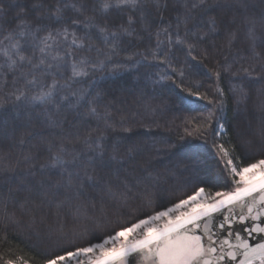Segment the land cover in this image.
I'll return each instance as SVG.
<instances>
[{"label": "trees", "instance_id": "1", "mask_svg": "<svg viewBox=\"0 0 264 264\" xmlns=\"http://www.w3.org/2000/svg\"><path fill=\"white\" fill-rule=\"evenodd\" d=\"M162 2L166 7L157 11L153 0H141L146 31L139 8L104 11V0H0L6 9L0 41L22 20L54 33L69 30L67 40L57 36L53 54L64 60L49 57L51 74L28 64L12 70L0 56V264H42L170 207L198 187L230 191L216 144L241 164L264 158V45L258 40L253 51L248 39L253 27L264 36V0ZM129 16L136 31L121 34L113 51L111 38L105 43L95 25L112 30ZM164 27L173 41L178 33L186 43L169 46L161 34L157 48L155 33ZM72 33L83 47L72 44ZM33 52L39 57L38 49L25 46V54ZM153 52L167 56L153 59ZM165 58L171 67L161 62ZM81 59L89 62L88 74L72 78L71 64ZM32 75L70 86L58 89L54 103L17 100L19 91L29 97L39 91L28 84ZM97 142L104 163L89 165ZM58 151L65 160L77 158L67 166L70 184L63 168L51 166Z\"/></svg>", "mask_w": 264, "mask_h": 264}, {"label": "snow or ice", "instance_id": "2", "mask_svg": "<svg viewBox=\"0 0 264 264\" xmlns=\"http://www.w3.org/2000/svg\"><path fill=\"white\" fill-rule=\"evenodd\" d=\"M153 3L157 11L166 7L162 0H153ZM113 6L139 8L140 20L143 22L144 29L146 31L149 29L150 25L145 19L146 4L141 3V0H114V3L113 0H104L102 8L107 11ZM73 7L76 6L73 5ZM61 13L62 9L57 7L55 10L57 19L62 18ZM0 15H6V9L2 6H0ZM87 19L90 23L94 21V17ZM73 23L77 22L73 21ZM135 23L136 20L129 16L126 24L121 23L112 30L107 25L97 24L95 27L103 35L105 43H109L111 38L110 46L114 51L121 34L127 36L134 34L136 29L133 25ZM187 23L188 19L185 18L184 24L187 25ZM210 23L211 30L215 31V17L211 18ZM249 23L254 24V21L250 20ZM262 27H264V22H262ZM41 32L45 34L40 35ZM68 34L67 27L62 32L54 33L45 31L40 25L32 27L28 21L22 20L0 41V56L5 58L8 67L12 70L20 65L28 64L32 69L43 68L45 74H51L47 71L53 67L48 63L49 57L52 61L62 62L64 60V57L58 53L53 54L55 46L59 43L57 36H62L67 40ZM161 34L165 36L169 46L173 42L178 45L186 43L178 33L173 41V34L167 27H164L155 33L157 48L164 43L160 40ZM72 36V44L83 47V42L77 44L75 33H72ZM248 39L251 41L253 51H255L258 40L261 45H264V36L258 37L254 27L249 30ZM28 44L38 49L39 57L35 56V52L32 55L25 54V46ZM193 48L194 45L188 46L189 55ZM158 55L166 57L167 53L153 52V59L158 58ZM161 62L171 67L166 58ZM88 63L87 59H81L79 63L73 60L72 78L86 76ZM180 75L183 76V72ZM216 75L219 78L220 73L217 72ZM161 79H170V77H161ZM28 84L39 87V91L29 97L24 91L18 90V95L14 93L16 99L39 104L54 103L58 89L70 86L67 81L64 85H60L55 78L50 83H43L34 75L28 80ZM184 91L198 99H207L206 96L190 89H184ZM61 99H67V97H61ZM219 106L222 107V103ZM91 111L95 113L96 110L92 108ZM219 127L223 129L222 124ZM89 147L91 148V145ZM215 147L224 161L225 169L231 180L230 191H212L211 189L206 190L205 187H198L192 194L179 199L170 207L153 211L137 222L122 227L114 234L89 243L87 246L65 249L49 255L43 259L42 264H129L130 258L136 254L155 257L159 264H264V158L245 165L233 158L230 150L223 144H216ZM95 150H98L97 156L88 158L89 165L94 166L96 159H99L101 164L104 163L103 144L97 142ZM111 160H116V156L112 155ZM76 163V157L68 161L58 151L51 166L63 168L70 184L73 173L68 172L67 166ZM257 176L260 179H256ZM85 177L89 181L94 179L87 171H85ZM218 216L221 222L217 224L214 222ZM234 224L241 226L243 234L233 229ZM6 264H13V261L9 259Z\"/></svg>", "mask_w": 264, "mask_h": 264}, {"label": "water", "instance_id": "3", "mask_svg": "<svg viewBox=\"0 0 264 264\" xmlns=\"http://www.w3.org/2000/svg\"><path fill=\"white\" fill-rule=\"evenodd\" d=\"M220 222H221V219L218 216L214 223L218 224ZM233 229L242 232L240 225L234 224ZM242 234H243V232H242ZM129 264H159V261H158V259H156L155 257H152V256H146L143 254H136L134 257L130 258Z\"/></svg>", "mask_w": 264, "mask_h": 264}, {"label": "rangeland", "instance_id": "4", "mask_svg": "<svg viewBox=\"0 0 264 264\" xmlns=\"http://www.w3.org/2000/svg\"><path fill=\"white\" fill-rule=\"evenodd\" d=\"M256 179H260V177H259V176H257V177H256Z\"/></svg>", "mask_w": 264, "mask_h": 264}]
</instances>
